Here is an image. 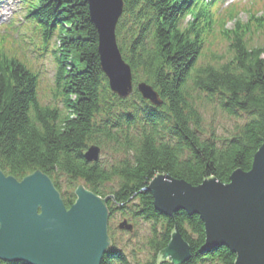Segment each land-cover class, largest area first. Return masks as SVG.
<instances>
[{
  "label": "trees",
  "instance_id": "16d2710c",
  "mask_svg": "<svg viewBox=\"0 0 264 264\" xmlns=\"http://www.w3.org/2000/svg\"><path fill=\"white\" fill-rule=\"evenodd\" d=\"M123 1L120 51L135 83L153 86L163 106L153 108L137 94L123 102L108 91L85 0H23L27 20L37 25L45 45L54 29L60 30L53 100L61 97L63 108L42 107L37 76L0 53V169L18 180L41 171L60 193L82 181L101 197L113 195L115 207L135 205L121 216L152 224L147 264H170L162 254L175 232L190 247L186 264H235L226 247L201 250L206 235L199 216L180 210L164 217L146 190L158 176L199 187L211 179L227 185L236 171L251 170L264 144V47H248L249 33L237 27L228 37L231 60L202 67L197 64L201 41L213 31L200 14L202 0H181L173 8V0ZM184 4V13L177 15ZM187 17L191 20L183 27ZM205 104L245 122L225 134L208 132ZM92 145L110 150L114 163H87L84 153ZM108 185L111 194L104 190ZM67 194L63 200L69 208L75 198L74 192ZM128 260L113 249L103 264Z\"/></svg>",
  "mask_w": 264,
  "mask_h": 264
},
{
  "label": "water",
  "instance_id": "95a60500",
  "mask_svg": "<svg viewBox=\"0 0 264 264\" xmlns=\"http://www.w3.org/2000/svg\"><path fill=\"white\" fill-rule=\"evenodd\" d=\"M98 34L100 68L111 90L120 97L132 93L131 70L121 58L115 29L122 14V0H86ZM138 91L154 106H161L151 87ZM100 150L91 147L87 163H97ZM151 192L155 210L173 217L180 210L200 217L205 226L203 252L226 247L236 256L235 264H264V144L255 154L249 172L236 171L230 183L215 179L193 187L184 181L158 176ZM68 208L53 181L41 171L22 180L0 169V261L26 264H102L112 247L109 203L114 196L101 197L84 185L74 191ZM120 230L133 232L123 222ZM164 261L186 264L189 245L179 232L163 252Z\"/></svg>",
  "mask_w": 264,
  "mask_h": 264
},
{
  "label": "rangeland",
  "instance_id": "374dc122",
  "mask_svg": "<svg viewBox=\"0 0 264 264\" xmlns=\"http://www.w3.org/2000/svg\"><path fill=\"white\" fill-rule=\"evenodd\" d=\"M246 0H234V2H245ZM233 3L232 0H222V4L224 6H221L220 11L223 12L221 19L217 22V26H215L216 32L215 34L209 36L205 40V46L202 51V55L199 58L197 64L200 66H203L205 64L212 63L211 66H221L226 65L228 63L232 56L229 55V51L232 52L230 45L225 41L223 35H222V28L224 27V32H228L231 30L232 27H237V25H240L242 30L244 32H249L246 28V24L249 20L244 15H239V13L236 11V14L238 15V19L234 21H228L226 18H229V15L231 12H226V8L230 6V4ZM246 7V4L244 5ZM18 6L15 2V0H8L6 2L0 3V35L3 34V25L4 22H7V20L12 18L13 13H17ZM21 18V17H20ZM257 22H253V25L257 27V29H254L253 35L251 36L250 43H246L248 47L250 48H262L264 47V3L259 4L257 8V16H256ZM17 18L16 24L18 25L21 21ZM30 28L31 37L33 41L35 40L34 44H31L28 42V44L32 45L29 48L22 49L20 48L19 43L15 44L12 42V45L14 49L19 50L18 55L23 60H28V68L34 73L37 72V76H41V85H40V95L44 102H48L50 99L51 93H54V87L53 83H51L53 76H54V64L53 59L51 56L45 55V51L43 48V45L39 42V38L35 37L34 34V28L31 24H27ZM260 27H263V29H260ZM12 29H4L5 32L8 33V31H11ZM6 43V42H5ZM38 44V46H36ZM37 47H38V54H37ZM3 50V46L0 48V51ZM51 51V50H49ZM31 63V65H30ZM206 105V104H205ZM207 107L204 108V117H205V125L206 129L209 132L210 129H218L219 133L225 134L226 131H231L235 126H239L245 122V119L240 120H234V119H228L226 115L219 112L217 108L213 105H206ZM99 147V146H98ZM100 148V147H99ZM115 161L113 153L108 150H103L100 148V155H99V163L103 164H112ZM62 183L65 185V182L62 181ZM79 184H83L82 181L76 182L74 186H72L70 189H67L66 185L63 186V190L61 192V195H65V193H68L67 195L71 196L72 192L76 189V187ZM105 187L104 190H106L107 193H110V188ZM113 189H116L114 187ZM112 193V192H111ZM110 193V194H111ZM136 203V202H135ZM134 203V204H135ZM135 205L129 204L128 207H113V219L111 220V236L113 239H115V243L117 245L116 249L120 251L127 259L130 260L129 264H147L149 260L151 259L150 253L146 249V243L147 240L150 239V229L152 224H148L144 222L141 219H130L129 222L134 227V233L129 234L127 231L119 230V225L123 221V217H121V211L126 209L129 212V209H134ZM132 212V211H131ZM128 260V261H129Z\"/></svg>",
  "mask_w": 264,
  "mask_h": 264
},
{
  "label": "flooded vegetation",
  "instance_id": "af4514ba",
  "mask_svg": "<svg viewBox=\"0 0 264 264\" xmlns=\"http://www.w3.org/2000/svg\"><path fill=\"white\" fill-rule=\"evenodd\" d=\"M125 220H128V219H125Z\"/></svg>",
  "mask_w": 264,
  "mask_h": 264
}]
</instances>
